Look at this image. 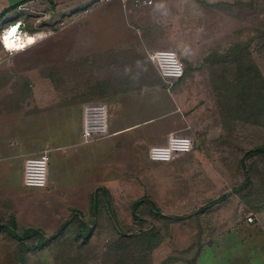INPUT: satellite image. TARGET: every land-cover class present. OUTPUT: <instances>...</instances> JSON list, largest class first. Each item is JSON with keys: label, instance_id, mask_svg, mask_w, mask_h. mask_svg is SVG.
<instances>
[{"label": "rangeland", "instance_id": "374dc122", "mask_svg": "<svg viewBox=\"0 0 264 264\" xmlns=\"http://www.w3.org/2000/svg\"><path fill=\"white\" fill-rule=\"evenodd\" d=\"M28 1L0 0V37L18 21L28 34H41L36 43L93 24L87 12L54 22L50 0ZM204 4L187 43L168 35L173 44L166 49L184 69L174 89L188 122L177 134L193 140L191 152L149 169L140 164L133 176L115 178L113 194L97 190L79 208L56 203L49 186L26 196L0 194V264H200L204 250H219L249 217L254 223L264 189V154L255 152L264 147V0ZM38 47L9 55L0 44L4 157L16 150L38 156L49 143L68 141L65 135L74 142L81 129L77 102L96 92L88 90V66H73L71 81H49L58 68L46 45ZM246 61L249 78L238 70ZM103 75L115 78V66H103ZM248 82L255 97L245 96ZM53 91L59 105L49 103ZM211 257L215 264L219 257Z\"/></svg>", "mask_w": 264, "mask_h": 264}, {"label": "crops", "instance_id": "0c3cea01", "mask_svg": "<svg viewBox=\"0 0 264 264\" xmlns=\"http://www.w3.org/2000/svg\"><path fill=\"white\" fill-rule=\"evenodd\" d=\"M40 1L43 2L30 0L27 4ZM222 1L154 0L149 8L134 9L129 3L124 7L118 1L101 4L99 0H50L54 22L72 13L87 12L93 24L63 29L57 40L33 45H46L47 57L58 68L49 81H71L73 66L93 69L95 72L90 70L87 77L92 85L88 90L95 88L96 92L84 95L76 105L81 125L82 107L88 103L105 102L109 123L108 135L91 144L81 143V129L74 142L65 135L68 141L58 146L49 143L48 197L67 206V210L73 208L74 201L75 208H79L81 200L97 190L113 194L115 178L133 176L140 164L145 169L151 167L149 148L164 144L169 134L184 129L188 119L178 89L166 90L148 54L169 49L167 46L173 40L168 35H181L175 40L187 43L184 35L193 27L192 20L199 16L201 6ZM75 47L79 48L78 53L72 55ZM103 66H115V78L104 76ZM53 93L49 103L59 105L54 101L59 95ZM67 96L70 95L65 99ZM3 151L0 150V194L16 191L26 196L38 191L25 187L22 181L24 161L32 154L16 150L4 157ZM260 202L254 223L245 222L233 228L219 250H204L198 258L200 264H212L215 260L210 257L215 255L219 257L215 264L223 257L227 264H264V189Z\"/></svg>", "mask_w": 264, "mask_h": 264}, {"label": "built area", "instance_id": "2783aa9c", "mask_svg": "<svg viewBox=\"0 0 264 264\" xmlns=\"http://www.w3.org/2000/svg\"><path fill=\"white\" fill-rule=\"evenodd\" d=\"M120 2L124 7L129 3L135 9H145L152 6L154 0H99L101 4ZM22 22L10 26L15 27L16 33L7 35L6 30L0 37V44L9 55L25 51L34 45L41 34H28ZM9 30V31H10ZM32 37L29 41L28 37ZM32 42V43H31ZM150 61L157 67L167 91H171L184 76V69L177 54L172 50H155L148 54ZM108 107L103 103H88L82 107L81 143L91 144L108 135ZM193 148V140L184 135L171 133L164 144L151 146L147 156L152 163L166 164L177 156L188 154ZM49 151L44 150L38 156H30L24 161L23 185L27 188L42 190L48 186ZM249 223L253 219H247Z\"/></svg>", "mask_w": 264, "mask_h": 264}, {"label": "trees", "instance_id": "16d2710c", "mask_svg": "<svg viewBox=\"0 0 264 264\" xmlns=\"http://www.w3.org/2000/svg\"><path fill=\"white\" fill-rule=\"evenodd\" d=\"M247 65H248V61H246V63L244 64V65H242L243 67L241 68H239L238 70H239V72H241V75L243 76V77H245V78H249V75L247 74L248 72L247 71H249V69H246V67H247ZM249 83L250 82H248V85H249ZM244 89V88H243ZM245 90V89H244ZM245 96H247V97H255V95H254V89L252 88V85L250 84L248 87H247V91L245 90ZM261 92L262 91H260L259 93L257 92V97L258 98H260L261 99V96H262V94H261ZM248 98V99H249ZM246 99V98H245ZM247 100V99H246ZM257 151H255V152H257V153H262V152H264V149H256ZM83 240H86V238H84ZM189 264H194V262L193 261H189L188 262Z\"/></svg>", "mask_w": 264, "mask_h": 264}, {"label": "bare ground", "instance_id": "6f19581e", "mask_svg": "<svg viewBox=\"0 0 264 264\" xmlns=\"http://www.w3.org/2000/svg\"><path fill=\"white\" fill-rule=\"evenodd\" d=\"M9 30H10V28H9L8 31H7V35H9V34H10V35H13V34L16 33V29H15V27H13L10 31H9ZM28 38H29V39H28L29 41H32V40H33L32 37H30V36H29ZM31 43H32V42H31Z\"/></svg>", "mask_w": 264, "mask_h": 264}]
</instances>
